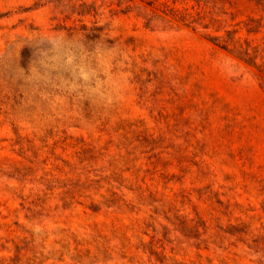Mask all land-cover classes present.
I'll return each mask as SVG.
<instances>
[{
    "label": "rangeland",
    "instance_id": "obj_1",
    "mask_svg": "<svg viewBox=\"0 0 264 264\" xmlns=\"http://www.w3.org/2000/svg\"><path fill=\"white\" fill-rule=\"evenodd\" d=\"M199 1L0 0V264H264V22Z\"/></svg>",
    "mask_w": 264,
    "mask_h": 264
},
{
    "label": "trees",
    "instance_id": "obj_2",
    "mask_svg": "<svg viewBox=\"0 0 264 264\" xmlns=\"http://www.w3.org/2000/svg\"><path fill=\"white\" fill-rule=\"evenodd\" d=\"M215 3V0H211ZM238 1V0H236ZM242 1L247 5L249 8V13H259V18L256 19L252 15L248 14L246 16V19L240 21L242 24V28L245 29L246 33H256L260 30V28H253V23H262L264 22V0H239ZM196 5L198 10L195 11V13L188 12L187 9H183L182 12H177L179 14V19L182 21H185L189 24H197L202 25L205 29L213 30V27L218 23L222 22L223 19H221V13L217 12V7L215 6L209 7L207 4H201L199 0H196ZM246 7V8H247ZM177 11V10H176ZM244 11V10H243ZM226 14V13H224ZM264 25V24H263ZM241 28V27H240ZM239 28V29H240ZM82 30H86L87 28L83 26L81 28ZM93 30H98V28H92ZM221 28L217 27L214 29V32L220 31ZM239 29H233V30H223L224 33L222 35H213L208 36L209 40L213 42L214 44L218 45L219 47L226 49L230 52H234L236 56L246 62L252 63L256 57V49L255 47L251 46V40L245 39L243 42H245V46L241 44L240 37L237 36V33L239 32ZM84 37H90L88 34H83ZM29 47L23 48L21 52V62L20 66L24 67L25 64H27L29 57ZM96 204L92 203L90 205L91 209H95Z\"/></svg>",
    "mask_w": 264,
    "mask_h": 264
}]
</instances>
